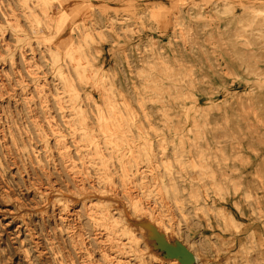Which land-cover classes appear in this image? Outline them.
Wrapping results in <instances>:
<instances>
[{
    "label": "rangeland",
    "instance_id": "obj_1",
    "mask_svg": "<svg viewBox=\"0 0 264 264\" xmlns=\"http://www.w3.org/2000/svg\"><path fill=\"white\" fill-rule=\"evenodd\" d=\"M24 2L0 0V264H264V0Z\"/></svg>",
    "mask_w": 264,
    "mask_h": 264
},
{
    "label": "bare ground",
    "instance_id": "obj_2",
    "mask_svg": "<svg viewBox=\"0 0 264 264\" xmlns=\"http://www.w3.org/2000/svg\"><path fill=\"white\" fill-rule=\"evenodd\" d=\"M25 2H26V0H25ZM24 2V3H25ZM25 7L26 8H28V6H27V4L25 3ZM29 11V10H28ZM30 12V11H29ZM29 14V13H28ZM243 16H244V19H243V21L245 20V19H250V22L247 24V28H246V30H247V32H250V34H252V37H253V41L255 42L257 39H262L263 37H264V9H260V10H258L256 13H254V11H252V10H246V11H244L243 13ZM252 18V19H251ZM254 19V20H253ZM11 29V28H10ZM82 34V33H81ZM261 34V35H260ZM260 35V36H259ZM262 40H264V39H262ZM11 53V52H10ZM9 54V53H8ZM12 54V53H11ZM74 65V64H73ZM234 71V70H233ZM224 80H226V78L224 77L223 78ZM69 81V80H68ZM68 81L66 80V79H64V85H68ZM72 89V88H71ZM73 90V89H72ZM253 99V98H252ZM261 101V100H260ZM259 101V102H260ZM235 111H237V110H235ZM235 113V112H234ZM237 113H239V112H237ZM241 113H242V111H241ZM239 122V119H238V117L235 119V124H233L232 126H226V129H225V135H227V136H233L235 133H237V131L239 130V127H240V122ZM231 123V122H230ZM228 124V123H227ZM224 125H225V123H224ZM243 126V125H242ZM225 127V126H224ZM242 128V127H241ZM243 131V130H242ZM246 135L248 136V139L249 140H247L248 142H252L253 143V139H255V140H258V142L260 141L259 140V133L256 131V129L255 128H249L247 131H246ZM238 142V141H237ZM231 144H232V142L229 140L228 141V144H227V149H230V147H231ZM95 145V144H94ZM255 146V145H254ZM251 147H252V145H251ZM192 149V148H191ZM190 149V150H191ZM224 149V148H223ZM89 150H91L92 152H95V151H97V149L95 148L94 150H92V149H89ZM102 151V150H101ZM224 151V150H223ZM226 154H227V151H226ZM252 154V153H251ZM244 155V154H243ZM242 155V156H243ZM250 155V154H249ZM233 165H234V163H233ZM236 166V165H235ZM238 166V165H237ZM241 167V166H240ZM140 169V168H139ZM261 169H262V167H261ZM186 171H187V169H186ZM262 172H264V171H262ZM257 175V174H256ZM259 179V178H258ZM258 182V181H257ZM253 184V183H252ZM260 185V184H259ZM250 188V187H249ZM258 188H260L259 186H258ZM245 190H246V188H245ZM251 190H252V188H251ZM48 191V190H47ZM51 194V193H50ZM59 196V195H58ZM51 197V196H50ZM49 197V198H50ZM115 201V200H114ZM113 202V201H112ZM108 205V204H107ZM110 210V209H109ZM121 211H122V209H121ZM18 212V211H17ZM17 214V213H16ZM120 214V213H119ZM13 215V214H12ZM104 215V214H103ZM121 215V214H120ZM101 217V219L103 218L102 216H100ZM115 219V218H114ZM110 222H112V221H109V219H105L101 224H103L104 226L106 225V229H108L109 231L107 232V234H109V235H113V232H112V230L114 229V227L113 226H111V223ZM125 226H127V225H125ZM128 227V226H127ZM127 232V231H126ZM169 264H171L170 262H168Z\"/></svg>",
    "mask_w": 264,
    "mask_h": 264
}]
</instances>
